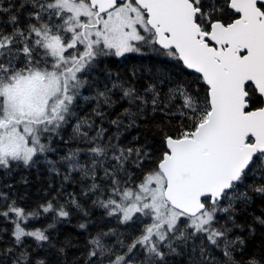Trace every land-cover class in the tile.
Here are the masks:
<instances>
[{
    "label": "snow or ice",
    "instance_id": "6c2138e0",
    "mask_svg": "<svg viewBox=\"0 0 264 264\" xmlns=\"http://www.w3.org/2000/svg\"><path fill=\"white\" fill-rule=\"evenodd\" d=\"M129 54L171 67L141 90L108 66ZM117 89L128 107L113 119ZM61 143L63 173L48 159ZM42 160L62 186L78 174L115 221L82 264H264V211L251 214L264 202V0H0V218L13 226L0 264H66L72 241L53 231L73 208L89 216L74 194L26 210L3 190Z\"/></svg>",
    "mask_w": 264,
    "mask_h": 264
},
{
    "label": "trees",
    "instance_id": "16d2710c",
    "mask_svg": "<svg viewBox=\"0 0 264 264\" xmlns=\"http://www.w3.org/2000/svg\"><path fill=\"white\" fill-rule=\"evenodd\" d=\"M108 66L112 69L114 73H119L120 80L123 81H132L135 85L141 90L143 87L150 82V73L149 69L155 70V67L164 66L171 67L170 65H165L162 62V59L157 58L152 54L148 55H136L129 54L126 58L117 60L112 58L109 61ZM137 71V76L134 78L131 75L132 70ZM177 79H183L184 81L191 82V77L187 72L185 73H174ZM122 94L119 90H115L113 94V99L116 101L115 107L112 109H105L108 112L110 118H116L124 108L128 107V102L122 100L119 97ZM90 108L88 111L90 112ZM127 122V121H125ZM105 127L109 128V132L114 131V128L107 123ZM70 132V129L68 130ZM137 129H132L121 137V142L127 144L129 141H132L133 136L138 134ZM150 142L156 143L158 145L159 138H150ZM73 145L69 144H59L57 145V151L48 154V159L55 162L57 168L63 173L65 165L61 162V157L65 155ZM21 176L27 178L28 183L21 184L18 181ZM75 183L64 182L62 186L61 176H57L54 173L49 171V165L46 161L42 160L40 165L37 168L31 170L21 169L18 171L12 178L13 188L3 190L7 192L11 199H15L18 206L30 210L37 208L38 205L52 200L53 203H65L69 199L70 194H74L79 202L83 205L84 209L89 212V216L85 217L82 213L78 212L74 208L71 209L70 223H58L56 229L53 231L52 240L56 243H62L65 239H71L72 245L66 249L65 256L59 259H62L66 264H82V257L86 251L87 241L90 238V235H95L96 232L100 229L105 231L110 227H116L115 221L104 216L103 210L97 207H94L91 203V197H85L81 194V191L86 182H81L78 178V174H73ZM69 207H71L69 205ZM264 211V202H261L259 199H256L251 206V214L259 215ZM245 217L242 215L240 217V222H245ZM250 221L251 215L247 217ZM51 213L47 215H42L40 219L32 220L29 222V228H44L47 227L49 223H52ZM87 223L88 227L86 230H82L78 227L80 223ZM12 225L3 221V218H0V228H6L8 231L4 234L5 239H11L10 233L12 230ZM111 242H115V238H109ZM28 244H31L32 247L29 251L32 252L34 257L45 258L46 252L49 250L46 249H36L35 242L31 239L27 240ZM219 255V253H218ZM47 259L52 260L53 264H56L57 257L47 256Z\"/></svg>",
    "mask_w": 264,
    "mask_h": 264
}]
</instances>
